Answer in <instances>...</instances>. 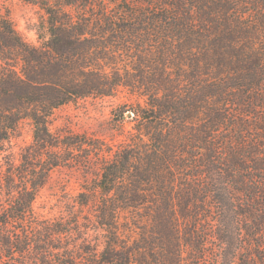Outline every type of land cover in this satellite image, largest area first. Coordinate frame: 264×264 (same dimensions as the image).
<instances>
[{
	"label": "trees",
	"instance_id": "trees-1",
	"mask_svg": "<svg viewBox=\"0 0 264 264\" xmlns=\"http://www.w3.org/2000/svg\"><path fill=\"white\" fill-rule=\"evenodd\" d=\"M24 1L49 38L30 46L0 14V149L34 127L0 175V264H264V0ZM121 87L144 100L122 118L145 132L82 196L93 243L77 219L36 214L60 152L97 149L49 121Z\"/></svg>",
	"mask_w": 264,
	"mask_h": 264
},
{
	"label": "rangeland",
	"instance_id": "rangeland-1",
	"mask_svg": "<svg viewBox=\"0 0 264 264\" xmlns=\"http://www.w3.org/2000/svg\"><path fill=\"white\" fill-rule=\"evenodd\" d=\"M0 14L10 16L14 28L30 46L38 47L43 39L49 38L47 15L37 5L24 0H0ZM138 105L144 106V100L121 87L112 96L78 99L54 111L49 121L53 134H73L77 140L91 142L97 149L83 147L81 150L63 149L60 152L62 166L50 173L49 182L34 205L40 220L73 224L77 219L80 229L89 234L93 243L97 239L103 241V233L85 219L94 221L93 208L81 206L80 201L84 199L83 195L88 196L87 188L94 187L101 176L102 163L111 158L131 136L138 137L145 132L141 128L142 123L131 119L130 112L122 118V112ZM33 140V124L25 119L11 142L5 144V149H0V175L7 171L10 161L21 164L22 155ZM6 198L7 191L3 189L1 199L4 201ZM75 237L73 242L80 244L82 237ZM251 252L254 255L250 252V255H244L251 256L250 261L254 263L256 256L253 250ZM255 263L261 264V261Z\"/></svg>",
	"mask_w": 264,
	"mask_h": 264
}]
</instances>
